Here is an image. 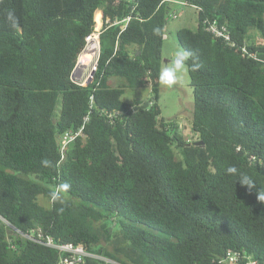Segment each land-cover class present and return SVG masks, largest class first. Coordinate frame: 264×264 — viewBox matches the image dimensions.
Returning a JSON list of instances; mask_svg holds the SVG:
<instances>
[{"label":"trees","instance_id":"1","mask_svg":"<svg viewBox=\"0 0 264 264\" xmlns=\"http://www.w3.org/2000/svg\"><path fill=\"white\" fill-rule=\"evenodd\" d=\"M184 1L198 13L196 29L177 31L191 54V136L158 104L168 0H0V264L61 256L9 226L83 245L116 262L108 264H247L230 261L232 251L264 264V0ZM130 12L122 31L105 22L98 69L88 84L75 82L97 17ZM215 18L235 45L205 28ZM148 85L147 108L123 99ZM82 126L61 150V137ZM64 182L70 191L53 203L49 193Z\"/></svg>","mask_w":264,"mask_h":264},{"label":"rangeland","instance_id":"2","mask_svg":"<svg viewBox=\"0 0 264 264\" xmlns=\"http://www.w3.org/2000/svg\"><path fill=\"white\" fill-rule=\"evenodd\" d=\"M171 10L168 11V26L165 35L163 48V63L162 68L168 66L170 61L175 58L178 51H188L182 47L177 38V31L182 27L196 29L198 26V13L195 6L185 4L184 0H168ZM173 12L177 14L175 17ZM89 61H85L87 65ZM158 104L161 108V117L166 121L175 120L180 126L182 133L189 136L192 135L190 120L194 114V93L191 85L188 64L185 63L184 70L178 74V82L167 87L159 81ZM154 97L152 85L138 88H127L123 94V99L127 102L140 101L142 104ZM61 103L57 106L59 112ZM178 156L180 153L175 149ZM25 177H30L24 173L17 172ZM41 204L50 207L49 199L40 196Z\"/></svg>","mask_w":264,"mask_h":264},{"label":"built area","instance_id":"3","mask_svg":"<svg viewBox=\"0 0 264 264\" xmlns=\"http://www.w3.org/2000/svg\"><path fill=\"white\" fill-rule=\"evenodd\" d=\"M186 4V2H185ZM135 7H133L134 10ZM173 15L176 17L177 14L173 12ZM133 15L130 12L127 16L123 18H117L114 21L110 18L106 20L100 16L97 18V23L94 26V29L89 33L86 37V45L82 52L78 57V61L75 65V68L72 72V78L75 82L84 85L88 84L94 77L98 66H99V58L101 53V42H100V34L104 27L105 22L108 24H120L121 31L124 30L129 22L131 21ZM206 29L209 30L213 35L216 37L222 38L230 45H235V41L232 37L229 25L225 22H221L217 18L213 20H206ZM258 44H264V40H258ZM90 47H93V52L90 57V60L87 65H82L81 63V56L84 52H86ZM245 52L247 51L246 46L243 47ZM255 53H250V55H254ZM88 120V117L85 119ZM84 126L79 128L78 130H69L67 131L60 140L61 143V150H64L67 144L72 141L78 135H84L83 132ZM15 231L26 238L33 239L45 245H48L52 248L58 249L61 253L60 259L57 264H83L87 258L94 257L101 259L108 264L109 262L116 263L111 258L105 257L101 254H97L91 251H88L83 245H77L72 242H57L53 236L46 235L41 229L32 231V232H24L17 227H13ZM229 260L232 262H238L240 259H248L247 264H259V262L251 258L247 252L241 251H232L229 254Z\"/></svg>","mask_w":264,"mask_h":264},{"label":"clouds","instance_id":"4","mask_svg":"<svg viewBox=\"0 0 264 264\" xmlns=\"http://www.w3.org/2000/svg\"><path fill=\"white\" fill-rule=\"evenodd\" d=\"M8 19L12 22L13 26H15L18 22L17 18L14 16L13 13L8 14ZM160 29H154V33L159 34ZM191 54L185 51H178L175 54V58L170 61L168 66L161 68L159 72V79L162 85L171 87L178 82V74L184 70L185 63L189 59ZM192 71H196L199 68L197 63H193L191 65ZM41 164L45 167L51 166V162L48 160H42ZM237 168L235 166H229L226 169V173L228 174H235L237 173ZM241 183L247 185L249 187L252 186V181L249 177L241 174ZM71 189V184L68 182H64L56 187L55 190L49 193L50 200L55 203L57 201L63 202L64 196L63 193L69 192ZM258 199L260 201H264V192L258 194ZM63 209H61L62 211Z\"/></svg>","mask_w":264,"mask_h":264},{"label":"bare ground","instance_id":"5","mask_svg":"<svg viewBox=\"0 0 264 264\" xmlns=\"http://www.w3.org/2000/svg\"><path fill=\"white\" fill-rule=\"evenodd\" d=\"M100 16H98L97 18H99ZM92 52H93V47H90L86 52L83 53V55L81 56V67L83 65H86L85 64V61H89L90 60V57L92 55Z\"/></svg>","mask_w":264,"mask_h":264},{"label":"water","instance_id":"6","mask_svg":"<svg viewBox=\"0 0 264 264\" xmlns=\"http://www.w3.org/2000/svg\"><path fill=\"white\" fill-rule=\"evenodd\" d=\"M149 104H150V102L147 101L146 103L142 104L141 107L145 109V108H147L149 106ZM137 108L138 107H136V109ZM201 143H203V142H201ZM8 231H13V228L9 226V230Z\"/></svg>","mask_w":264,"mask_h":264},{"label":"crops","instance_id":"7","mask_svg":"<svg viewBox=\"0 0 264 264\" xmlns=\"http://www.w3.org/2000/svg\"><path fill=\"white\" fill-rule=\"evenodd\" d=\"M171 10V6L169 5V11Z\"/></svg>","mask_w":264,"mask_h":264}]
</instances>
